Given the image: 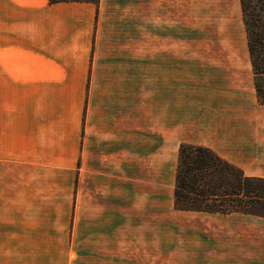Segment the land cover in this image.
<instances>
[{
  "label": "crops",
  "instance_id": "1",
  "mask_svg": "<svg viewBox=\"0 0 264 264\" xmlns=\"http://www.w3.org/2000/svg\"><path fill=\"white\" fill-rule=\"evenodd\" d=\"M187 11L244 41L189 91ZM182 143L264 177L241 0H0V264H170L176 223L264 220L176 209Z\"/></svg>",
  "mask_w": 264,
  "mask_h": 264
},
{
  "label": "rangeland",
  "instance_id": "2",
  "mask_svg": "<svg viewBox=\"0 0 264 264\" xmlns=\"http://www.w3.org/2000/svg\"><path fill=\"white\" fill-rule=\"evenodd\" d=\"M213 13L187 11L184 18L181 12V50L187 53L188 91L206 72L203 66L199 69L203 75L196 74V62L209 61L205 56L214 52L244 50L240 22L220 25V16ZM194 219L188 218L180 226L174 224L171 250L166 256L156 249V258L168 257L170 264H264V220L234 221L231 225L219 220L217 228L206 218Z\"/></svg>",
  "mask_w": 264,
  "mask_h": 264
},
{
  "label": "trees",
  "instance_id": "3",
  "mask_svg": "<svg viewBox=\"0 0 264 264\" xmlns=\"http://www.w3.org/2000/svg\"><path fill=\"white\" fill-rule=\"evenodd\" d=\"M241 6L256 95L264 105V0H241ZM173 195L176 209L264 218V177L244 174L204 145L179 146Z\"/></svg>",
  "mask_w": 264,
  "mask_h": 264
}]
</instances>
